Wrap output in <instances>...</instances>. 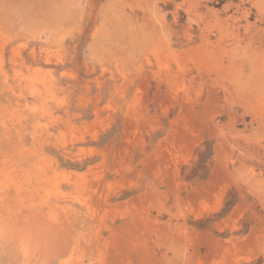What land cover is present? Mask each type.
Instances as JSON below:
<instances>
[{
    "label": "rangeland",
    "instance_id": "rangeland-1",
    "mask_svg": "<svg viewBox=\"0 0 264 264\" xmlns=\"http://www.w3.org/2000/svg\"><path fill=\"white\" fill-rule=\"evenodd\" d=\"M0 264H264V0H0Z\"/></svg>",
    "mask_w": 264,
    "mask_h": 264
}]
</instances>
